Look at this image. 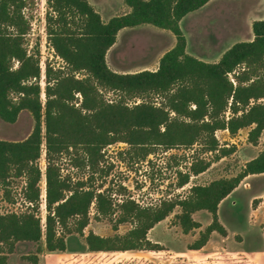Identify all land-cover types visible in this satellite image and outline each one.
<instances>
[{
	"label": "trees",
	"instance_id": "trees-1",
	"mask_svg": "<svg viewBox=\"0 0 264 264\" xmlns=\"http://www.w3.org/2000/svg\"><path fill=\"white\" fill-rule=\"evenodd\" d=\"M210 1L124 0L131 12L104 22L88 0H47L49 43L64 66L47 65L43 91L40 51L29 54L25 48L30 24L22 11L27 3L0 0V119L14 124L27 111L35 122L26 140H0V186L13 202L12 181L23 179L27 204L21 213H0V264L7 263L21 242L38 246V252L26 258L39 264L44 245L48 252H65L67 237L74 233L85 238L90 252H159L164 249L149 239V232L177 208L184 234L202 228L193 218L197 212L212 216L190 250L203 249L213 233L228 236L219 219L220 205L247 177L264 174V149L237 176L195 185L187 197L156 206L143 207L132 199L117 203L110 189L103 191L104 150L116 143L139 149L142 158L160 147L169 151L198 145L203 153L218 152L219 159L233 150L222 148L216 133L235 136L249 129L248 142L258 146L264 132V20L253 23V41L236 43L217 63L204 62L187 53L180 23ZM144 25L172 32L175 47L162 56L156 71H112L107 54L119 32ZM112 92L120 95L107 99ZM155 97L162 102L148 100ZM135 99L141 102L130 106L128 101ZM44 144L45 173L40 165ZM66 159L89 169V177L74 181L63 175L61 164ZM210 167L211 161L198 159L188 172L179 173L177 186L184 188L192 175ZM43 177L45 219L39 213ZM93 207L96 219L110 220L115 232L127 223L132 229L113 237L92 231L85 235Z\"/></svg>",
	"mask_w": 264,
	"mask_h": 264
},
{
	"label": "rangeland",
	"instance_id": "rangeland-1",
	"mask_svg": "<svg viewBox=\"0 0 264 264\" xmlns=\"http://www.w3.org/2000/svg\"><path fill=\"white\" fill-rule=\"evenodd\" d=\"M25 1L27 5L23 9L22 15L30 24V31L25 38V48L29 54L40 51L41 85L44 91L47 65L50 64L54 69H59L64 66V63L55 55L49 43L46 23L47 0ZM261 10V3L257 0H217L205 10L200 22L202 27L214 26L218 28L219 35L224 36L219 46L221 49L228 48L234 42L235 44L250 42L251 38L248 36L252 33V29L248 27V21L251 16ZM183 28L188 32L187 24H184ZM9 31H13V29H9ZM155 31L159 30L153 26H142L137 27V30L125 32L120 38L119 48H117L125 51H110L107 55L108 66L112 68L115 66L129 67V70L120 74L137 73L136 71L142 69L155 70L151 65L156 63L163 52L155 50L168 42L163 39L157 46L151 47V44H154L158 39ZM204 31V35H207L208 30ZM167 33L173 37L172 33ZM188 36V53L190 55L212 60L214 55L223 52L208 48L206 41H204L205 46L202 47L201 43L199 44L200 41L196 40L193 34L189 33ZM14 64L16 68L18 63ZM117 95L120 94L112 92L107 93L106 97L112 100ZM42 98L46 101L44 94ZM148 100L157 104L162 102L160 97ZM134 102H141V100H129L128 104L132 106ZM34 126V119L27 111L22 112L14 124L6 123L0 119V140L10 142L26 140L33 132ZM220 132L218 131L216 136L221 147L232 149L233 152L219 159H217V156L220 155L218 152L203 153L202 147L198 145L193 148H176L169 151L162 147L156 148L154 153L147 158H142V152L139 149L126 143H116L107 147L104 150L105 161L102 164L105 173H107V177L103 179V191L110 189L117 203L132 199L143 207H148L159 205L165 200L185 198L195 185L204 186L215 180L237 176L247 164L246 161L252 156L249 151L251 149L248 142L249 130L244 129L235 136ZM43 148L40 165L45 173V144ZM198 159L211 161V167L200 176L192 175L190 183L184 188H179L177 186L179 173L188 172L191 164ZM61 166L63 175H70L74 181L87 179L90 175L89 169L77 168L68 159L63 160ZM25 186L23 179L12 181L9 191L13 202L7 200L5 190L0 186V213H21L26 210ZM41 190L42 203L39 213L45 219V177L41 182ZM254 197H258V200ZM255 201L258 204L262 203V209L258 215V226L253 229L249 224V213L251 206L253 208L258 206ZM180 213L181 209L177 208L162 224L149 232V239L154 243H159L164 249L160 252H90L85 238L74 233L67 237L65 252L51 253L46 250L44 245L43 252L39 254V264H264V244L260 240V234H264V177H254L252 180L246 181L232 197L221 203L220 222L232 232L231 238L226 241H223L217 233L216 236H211L205 246L206 249L190 250V245L211 224L212 216L206 211H200L196 216L194 214V220L199 222L202 228L184 234L176 219V215ZM90 218L91 221L85 229V235L92 231L103 237H113L117 234L124 235L132 229V225L127 223L121 225L115 232L110 220L98 221L96 219L94 207L91 209ZM37 252L38 246L35 244L18 243L15 253L8 256L6 264H32L26 257Z\"/></svg>",
	"mask_w": 264,
	"mask_h": 264
},
{
	"label": "crops",
	"instance_id": "crops-1",
	"mask_svg": "<svg viewBox=\"0 0 264 264\" xmlns=\"http://www.w3.org/2000/svg\"><path fill=\"white\" fill-rule=\"evenodd\" d=\"M88 1L96 9V11H98L100 13V15H101V17H102L104 22H109L114 17L122 16V15H125V14H128L129 12H131V9L125 4L124 0H88ZM216 1L217 0H212L207 5H205L203 8H201L200 10H197V11L187 15L180 23L181 29H182V31H183L186 39H187V53L189 51V46H188L189 45V42H188V39H189L188 34L189 33H191V35L193 34V36L196 38V40L200 41L199 44L201 43L202 47L205 46L204 41H206V43L208 44V46H207L208 48L214 49L215 51H223V52H221V53H219L217 55H214L212 60L206 59L205 57H202V56H194L195 58H197L199 60H202L204 62H207V63H217V62H219L220 59L222 58L223 54L226 51H228L233 45H235V42H234V44L229 46L228 48H222L221 49L219 44H220L221 39L224 36H222L221 34L219 35V32L217 31L218 28H216L214 26H205V27L203 26L202 27V25H201L200 19L202 18L203 14L206 12L205 10L209 6L214 4ZM257 1H259L261 3L262 10L260 12L255 13L249 19L248 27H250L251 29H252L253 23L255 21L264 20V0H257ZM184 24H187V29H188L189 33L183 28ZM144 26H151V25H144ZM140 27H142V26H140ZM157 29L159 31H155V34L157 35L158 39L156 40V42L154 44H151V47L152 46H157V44L161 43V40H163V39H166L168 42L166 44H164L163 46H161V48H159L158 50H155V51H163V52L160 54V56L157 59L156 63H153L151 65V66H153V68H155V70H152V71H156L158 69L159 62H160V59L162 58V56L166 52L172 50L175 47L176 42H177L176 41V37L174 36V34L172 32L167 31V30H162V29H159V28H157ZM205 29L208 30V34L207 35H204V32H205L204 30ZM128 30H137V27L136 28H126V29L121 30L119 32V34H118L116 44L109 50V52L110 51H116V50L117 51H125L124 49H117V48H119L120 38ZM167 32L172 33L174 38L171 35H169V33H167ZM248 38H251L250 41L254 40L253 29H252V33L249 34ZM156 64L158 65L157 67H156ZM110 69L112 71L116 72V73H125L124 71L129 70V67L122 68L120 66H115L113 68L110 67ZM143 70H145V69H142V70H139V71H136V72H142ZM247 130H249V129H247ZM220 133L229 135L228 131H221ZM263 140H264V132H263V136L261 137V140H260L258 146H254L252 144H249V146L251 147V149H249V151L252 153V156H251V158L248 161H246V163H248L249 161L255 159L260 154V152L264 149V146L262 147ZM200 175H202V174H200ZM254 177H264V174L252 175V176L247 177L241 183L239 188H237L227 199L232 197L239 189H241L243 184L246 181H250ZM254 198L257 199L258 197H254ZM255 204H258V202L255 201ZM261 204L262 203H259L258 206H256L255 208H253L252 206L250 208L249 224H250V226L253 229L258 226L257 225L258 222H259L258 215H259V212L262 209ZM198 213L199 212H197L196 214H198ZM196 214L194 216H196ZM160 224H162V222ZM160 224H158L157 226H159ZM225 228L227 229V227H225ZM227 231H228V234H229L227 238H225V237L220 235V238L223 241L228 240L232 236V232L229 229H227ZM216 234L217 233H213L212 236L214 237V236H216ZM260 240H261V243L264 244V234H260ZM204 248L206 249V247H204ZM128 252H137V251H128ZM138 252H143V251H138ZM124 253H127V252H124Z\"/></svg>",
	"mask_w": 264,
	"mask_h": 264
},
{
	"label": "built area",
	"instance_id": "built-area-1",
	"mask_svg": "<svg viewBox=\"0 0 264 264\" xmlns=\"http://www.w3.org/2000/svg\"><path fill=\"white\" fill-rule=\"evenodd\" d=\"M46 150V149H45Z\"/></svg>",
	"mask_w": 264,
	"mask_h": 264
}]
</instances>
